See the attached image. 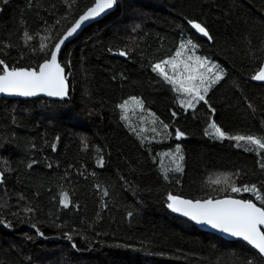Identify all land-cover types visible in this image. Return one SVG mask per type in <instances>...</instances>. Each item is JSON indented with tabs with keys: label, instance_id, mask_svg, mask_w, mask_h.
<instances>
[{
	"label": "trees",
	"instance_id": "obj_1",
	"mask_svg": "<svg viewBox=\"0 0 264 264\" xmlns=\"http://www.w3.org/2000/svg\"><path fill=\"white\" fill-rule=\"evenodd\" d=\"M94 3L0 0V75L38 69ZM187 43L223 72L194 109L153 71ZM60 63L68 101L0 105V264H264L168 207L170 195L264 207V149L210 127L264 139V85L252 79L264 63V0H120ZM133 97L142 118L125 120L120 105Z\"/></svg>",
	"mask_w": 264,
	"mask_h": 264
},
{
	"label": "snow or ice",
	"instance_id": "obj_2",
	"mask_svg": "<svg viewBox=\"0 0 264 264\" xmlns=\"http://www.w3.org/2000/svg\"><path fill=\"white\" fill-rule=\"evenodd\" d=\"M116 3L117 0H95L94 6L90 7L87 12L67 31L66 35L54 45L55 50L51 52L50 59L45 60V62L40 65L38 72L24 69H13L9 71L5 67L3 69L4 74L0 75V93L18 96H35L40 92H43L48 96L63 97L66 95V85L63 76L64 69L57 63V53L60 51L61 44L71 37L85 21L100 16L107 9L113 8ZM192 27L203 36L209 37L208 31L205 27H202L201 24L192 23ZM185 47L184 44H181L180 46L181 50ZM193 47L195 46L193 45ZM120 55L123 56L125 53L121 52ZM181 56L182 51H177L175 57L155 64L153 66V71H156L166 82L173 84L174 86L178 85L175 88L177 92L185 93L190 97V99L185 102L189 108L193 107V101L197 103L204 101V103H207L205 96L209 87L220 81L223 78V73L217 72L214 74V78H210L208 74L212 73L213 68L216 66L211 65L206 58L199 56H196L195 58H193V56H188L186 61L180 60L179 63L184 64V69L182 72L177 71V58ZM188 61L191 63H188ZM0 63L3 62L0 61ZM165 65L173 70L172 75H169L165 70ZM252 79L264 81V68H261L260 71L254 74ZM206 82L207 86H205ZM201 89H203V92ZM130 103L143 108L142 102L134 97L131 98L130 101H125L120 105L122 111L125 113L123 117L125 120H127V110ZM173 115H175V113H173ZM164 127L166 128L167 125H164ZM210 127L215 129L219 138L247 141L250 144L257 145L260 149H264V139H258L253 136L227 137L226 134L214 123L210 125ZM182 136L183 133L177 131L176 138L180 139ZM176 151L179 153V146H177ZM179 159L182 160L183 157L180 156ZM176 170H182L179 164L176 165ZM215 183H220V181L217 180ZM242 190L244 192L250 190L253 192L256 191L254 186L252 189H249L247 186L243 189L235 186L231 188V191L236 193H239ZM261 199L262 202H264V197ZM169 200L172 201V203H169L168 207L173 212H179L181 215L188 217L197 224L208 225L211 228L222 233H227L232 237L242 238L256 249L260 256H264V230L261 228V226H264V207H257L251 200L239 199H207L203 202L199 200L193 202L191 200H182L170 195ZM68 239L71 240L72 237L69 235ZM73 247H75V245H73ZM248 264H252V262L249 261Z\"/></svg>",
	"mask_w": 264,
	"mask_h": 264
},
{
	"label": "water",
	"instance_id": "obj_3",
	"mask_svg": "<svg viewBox=\"0 0 264 264\" xmlns=\"http://www.w3.org/2000/svg\"><path fill=\"white\" fill-rule=\"evenodd\" d=\"M120 0H117V3L113 6V8L111 9H107L104 13H102L100 16H97L95 18H92L88 21H85L83 24H81L80 28L77 29V31L71 36L69 37L67 40L64 41L63 44H61L60 46V51L57 53V63L64 69L63 72V76H64V80H65V85H66V95H64L63 97H59V96H48L43 92H40L39 94L35 95V96H18V95H9L6 93H0V105L1 102L3 100H13V101H31V100H38V99H44L47 101H51V102H64V101H68L70 99V84H69V79H68V74H67V70L62 66V64L60 63V57H61V53L62 51L65 49V47L72 43L73 41H75L83 32L85 29L89 28L90 26L94 25L95 23L103 20L104 18L108 17L109 15L113 14L117 8H118V3ZM95 4V3H94ZM94 6V5H93ZM92 6V7H93ZM87 12V11H86ZM85 12V13H86ZM84 13V14H85ZM83 14V15H84ZM82 16V15H81ZM80 16V17H81ZM80 17L77 19V21L80 19ZM76 21V22H77ZM75 22V23H76ZM74 23V24H75ZM196 30V29H195ZM67 33V32H66ZM66 33L64 34V36L66 35ZM196 33L198 35V37L202 38V39H207L208 37L203 36L201 33H199L196 30ZM63 36V37H64ZM62 37V38H63ZM61 38V39H62ZM55 50V48H54ZM53 50V51H54ZM124 59H126V57L122 56ZM43 64V63H42ZM41 64V65H42ZM262 68H264V63ZM9 71L13 70V69H9L7 68ZM40 67L38 69H24V70H29V71H39ZM16 70H20V69H16ZM4 74V73H3ZM2 74V75H3ZM255 82L259 85H264V81H257L255 80ZM2 178V175L0 174V180ZM182 200H189V199H185L182 197H178ZM223 199H238V198H223ZM223 199H219V200H223ZM241 200V199H239ZM192 201V200H191ZM195 202V201H193ZM203 202V201H201ZM172 203V201H171ZM254 203V202H253ZM256 204V203H255ZM257 207H259L256 204ZM170 214L178 219H182L184 221L189 222L190 224L194 225L196 228H198L201 231L207 232V233H211L213 235H216L218 237H221L222 239L226 240V241H230V242H241L245 245H247L248 247H250L251 249H253L254 251H256L258 253V251L256 249H254L250 244H248L247 241L243 240L242 238L239 237H232L230 235H228L227 233H222L216 229L211 228L208 225H204V224H197L195 221L190 220L188 217L181 215L179 212H173L170 208H169ZM262 230H264V226H261ZM259 254V253H258ZM264 259V256H261Z\"/></svg>",
	"mask_w": 264,
	"mask_h": 264
},
{
	"label": "rangeland",
	"instance_id": "obj_4",
	"mask_svg": "<svg viewBox=\"0 0 264 264\" xmlns=\"http://www.w3.org/2000/svg\"><path fill=\"white\" fill-rule=\"evenodd\" d=\"M180 51H182V56L179 57V58H177V61H178V69H177V71H181V72H182L183 69H184V64H183V63H179V61H180V60H185V61H186L188 56H193V58H195L196 56H199V55L196 54V51H195L194 49H192V46L188 45V43L186 44V47H185L183 50L180 49ZM199 57H200V56H199ZM202 58H204V57H202ZM207 60L210 62L211 65H215V66H216L215 68H213V72L208 74L210 78H214V74H215V73H217V72H222V71L219 69L217 63H215V62H213V61H211V60H209V59H207ZM188 63H191V62L188 61ZM165 70L169 73V75H172V74H173V70H172L169 66H167V65H165ZM222 73H223V72H222ZM185 75H186V74H185ZM221 80H222V79H221ZM221 80H220V81H221ZM220 81H218L217 83L211 85V86L209 87L208 92L212 89L213 86H215L216 84H218ZM197 83H198V81H197ZM175 86L177 87L178 85H175ZM205 86H207V82H206ZM201 91L203 92V89H201ZM179 93H181V95L183 96V97H182V100H181L182 103H183L186 99H190V97H189L187 94L182 93V92H179ZM197 104H198L197 102L193 101V107H191V108L194 109V108L197 106ZM127 111H128L131 115L135 116V118H136V117H140V118H142V113H143V112H142L141 108L138 107V106H136V105H129ZM171 159H172V158H171ZM176 163H177V161H176V159H174V164H176ZM176 165H177V164H176Z\"/></svg>",
	"mask_w": 264,
	"mask_h": 264
}]
</instances>
